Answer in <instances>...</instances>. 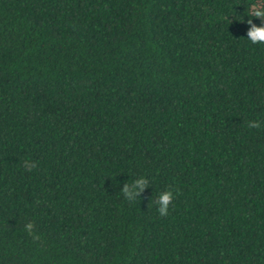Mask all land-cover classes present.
Instances as JSON below:
<instances>
[{"label":"trees","instance_id":"obj_1","mask_svg":"<svg viewBox=\"0 0 264 264\" xmlns=\"http://www.w3.org/2000/svg\"><path fill=\"white\" fill-rule=\"evenodd\" d=\"M247 3L0 0V264H264Z\"/></svg>","mask_w":264,"mask_h":264},{"label":"clouds","instance_id":"obj_2","mask_svg":"<svg viewBox=\"0 0 264 264\" xmlns=\"http://www.w3.org/2000/svg\"><path fill=\"white\" fill-rule=\"evenodd\" d=\"M245 15H247L249 29L247 32V40L252 44L264 43V0H248L245 5ZM252 18H260L261 24L253 23ZM244 19L242 15L241 21ZM262 125L257 120H250L248 122L249 128H260ZM147 179L144 176H137L131 183H125L122 188V194L126 200H135L139 194L147 187ZM174 199V193L171 190H162L158 193L155 199L157 211L161 216H166L169 212V205ZM25 229L31 231L33 225L28 223Z\"/></svg>","mask_w":264,"mask_h":264}]
</instances>
